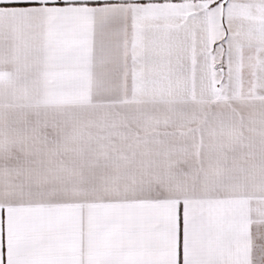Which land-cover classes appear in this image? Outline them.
<instances>
[{
  "label": "snow or ice",
  "instance_id": "snow-or-ice-1",
  "mask_svg": "<svg viewBox=\"0 0 264 264\" xmlns=\"http://www.w3.org/2000/svg\"><path fill=\"white\" fill-rule=\"evenodd\" d=\"M0 264H264V0H0Z\"/></svg>",
  "mask_w": 264,
  "mask_h": 264
}]
</instances>
